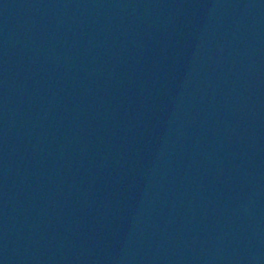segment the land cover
Masks as SVG:
<instances>
[{
    "label": "water",
    "instance_id": "water-1",
    "mask_svg": "<svg viewBox=\"0 0 264 264\" xmlns=\"http://www.w3.org/2000/svg\"><path fill=\"white\" fill-rule=\"evenodd\" d=\"M0 264H264V0H0Z\"/></svg>",
    "mask_w": 264,
    "mask_h": 264
}]
</instances>
